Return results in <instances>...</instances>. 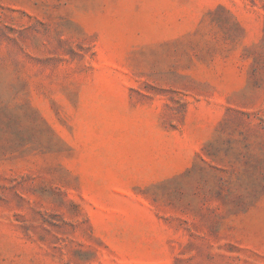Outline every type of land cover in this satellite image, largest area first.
I'll list each match as a JSON object with an SVG mask.
<instances>
[{
  "label": "rangeland",
  "instance_id": "obj_1",
  "mask_svg": "<svg viewBox=\"0 0 264 264\" xmlns=\"http://www.w3.org/2000/svg\"><path fill=\"white\" fill-rule=\"evenodd\" d=\"M0 264H264V0H0Z\"/></svg>",
  "mask_w": 264,
  "mask_h": 264
}]
</instances>
